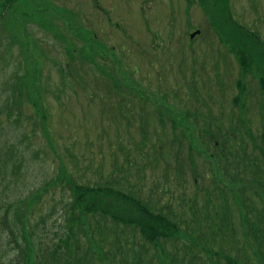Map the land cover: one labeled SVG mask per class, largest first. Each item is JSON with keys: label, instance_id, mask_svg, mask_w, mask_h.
Instances as JSON below:
<instances>
[{"label": "rangeland", "instance_id": "obj_1", "mask_svg": "<svg viewBox=\"0 0 264 264\" xmlns=\"http://www.w3.org/2000/svg\"><path fill=\"white\" fill-rule=\"evenodd\" d=\"M1 8L0 199L29 191L25 211L29 199L41 193L30 225L38 223L36 232L43 233L42 250L62 222L60 203L71 199V178L82 188L116 171L123 181L128 178V186L114 183L106 190L121 188L144 200L150 185L160 190L184 179L182 185L194 194L187 141L179 147L182 130L174 132L178 140L170 135L179 113L207 115L211 123L217 113L235 110V125L224 124L227 135L244 116L245 131L264 140V0H0ZM126 67L140 68L141 80L124 74ZM186 71L193 72L191 82L200 81L198 88L177 90ZM127 84L154 102L165 95V106L140 96L132 100L120 89ZM86 93L97 97L88 100ZM129 159L136 168H124ZM198 160L194 157L201 173ZM107 198L101 201L114 209L110 214L127 210ZM50 210L58 211L44 230L39 219ZM7 238L3 232L0 253L12 257L16 251H5ZM236 239L227 235L223 241L226 255L243 251L242 236Z\"/></svg>", "mask_w": 264, "mask_h": 264}, {"label": "trees", "instance_id": "obj_2", "mask_svg": "<svg viewBox=\"0 0 264 264\" xmlns=\"http://www.w3.org/2000/svg\"><path fill=\"white\" fill-rule=\"evenodd\" d=\"M121 71L124 74H136L134 68ZM124 77L129 78L126 75ZM197 82L195 78L189 85L185 73V80L176 87L177 90L179 87L196 88ZM120 89L128 92L124 95H129L132 100L141 101L140 96L157 107L165 106V95L161 102H154L145 93L132 91L128 84ZM124 95L120 94L119 99L124 101ZM86 96L88 100L97 97L88 93ZM172 113L173 118L175 112ZM156 116L159 118L158 111ZM189 116L182 115L180 120L175 117L176 121L170 123V135L176 137L174 124L186 122ZM199 119L201 116L193 118V132L190 133L189 127L180 129L181 137H176L180 140L177 139L179 147L183 146V139L187 141L189 170L193 169V174L198 173L197 183L193 186L194 194L190 195L184 185L181 196L183 201H180L177 187H161L153 209L148 197L144 200L141 195L131 194L121 188L114 192L106 190V186L114 183L128 186V178L123 181L117 177L120 175L116 171H111L109 180L82 188L71 178L67 185L71 199L61 201L62 222L51 241L44 243V250L41 249L43 233L36 232L38 223L30 225L32 205L41 203V193L35 194L33 200L29 199L25 211V196L29 191L13 198L3 195L0 199V239L1 234L6 233L8 238L4 241L5 251L14 250L16 254L6 257L1 251L0 264H264V140L255 141L240 126L239 133L251 140L250 146L243 137L239 140L237 135H233L232 138L234 130L229 129V135L226 133L228 130L221 128H217L216 132L213 129L205 130L198 125ZM194 135L198 146L192 149L190 143L193 142L194 146L196 143ZM192 151L195 159L201 160V173L198 172L200 166L191 157ZM126 164L128 168L137 165L134 159H129ZM176 177L179 178V175ZM206 182L207 186L204 185ZM105 197L121 202L128 211L110 214L114 209L101 201ZM76 202L81 205H76ZM57 211L45 213L43 219H39V226L47 230L46 223ZM179 226L185 227L182 238L186 243L180 242ZM172 230L173 233H168ZM227 235L232 237L233 243L238 242V235L242 236L243 241L239 247L242 252L226 255L222 246ZM34 237L35 240H32ZM170 238H174L177 247L175 253L170 249Z\"/></svg>", "mask_w": 264, "mask_h": 264}]
</instances>
